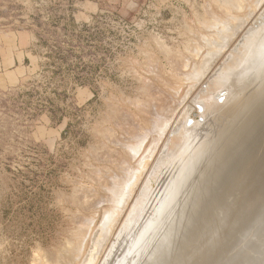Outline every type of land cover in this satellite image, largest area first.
<instances>
[{
  "label": "rangeland",
  "instance_id": "1",
  "mask_svg": "<svg viewBox=\"0 0 264 264\" xmlns=\"http://www.w3.org/2000/svg\"><path fill=\"white\" fill-rule=\"evenodd\" d=\"M261 10L264 0H0V264H101L136 196L152 189L155 174L164 177L166 148L180 145L186 124L202 122L201 94L241 51ZM223 87L216 91L226 95ZM201 165L206 179L212 164ZM114 178L127 195L97 246L120 187ZM193 193L172 229L207 210L197 191L191 203ZM181 246L177 240L169 252Z\"/></svg>",
  "mask_w": 264,
  "mask_h": 264
},
{
  "label": "bare ground",
  "instance_id": "2",
  "mask_svg": "<svg viewBox=\"0 0 264 264\" xmlns=\"http://www.w3.org/2000/svg\"><path fill=\"white\" fill-rule=\"evenodd\" d=\"M263 12L264 11L261 10L260 13L262 14ZM219 15L217 14L216 16ZM237 19H235L236 21H232L237 22ZM230 22L231 20L229 21V23H227L230 24ZM258 22L259 24L257 27H254L256 24L253 26L254 28L249 26L253 30L251 29L252 31H249L251 34L249 37L246 38V36H244V38L247 40H245L246 43L244 45L241 43V51L239 53H237V51V55L234 52L232 53L236 56L234 55V58L233 56H230V60H232L231 62H228L229 60L227 56L226 59L228 60V64H225L226 60L223 61L225 67H221L222 72H220L219 75H216L218 72L216 70L215 71L217 73L213 71L216 75L213 76H218L217 78H215V80L218 81L214 82L215 80H213L211 84L208 85L210 87H208L209 90L207 91V94H201L203 96L202 101L204 103V106L202 107L204 108H201V106L199 105L197 106L196 111H200L201 113L204 112L203 117L205 116V119L202 117L203 119L201 120L202 122L204 120L205 123H203L205 124L206 128L203 126V123L201 121L200 126H203L205 129L209 128V134H207L208 132L204 128L202 129L201 127H199V122L198 126L195 124L197 120H195L196 122L194 121L195 123H191V121L188 120L187 122L191 123L192 126L189 127V124H186V128V125L184 126V128H181V125H183V121H181L182 124L180 123V121L177 122L181 124L180 127H178L182 130L180 129L181 131L178 135L179 138H177L179 139L178 142L174 143H178L180 145H176L175 149L172 151L173 154L171 153L172 146L169 149L166 148V150H170L171 156L168 152L169 154H162V157L163 155H169V158H166L167 160L170 159V161L168 160L169 162L166 161L165 163V159H163L165 163L164 166L162 165L163 161L160 157L162 164L161 166L160 164H158V166L160 167V171L161 167L164 166V168L162 167V173H164V177H157L158 173L157 176H155L156 174L154 172L153 173L155 175L152 172L149 174V176L154 175V177H152L158 181H160V177H162L160 183H158L151 177L149 178H151L152 181L154 180L155 182H157L155 183L157 184V186L153 184L154 181L152 182V185L156 186L155 189L152 185V189H149L148 186H150V184L148 185L147 182L144 183V185L147 184L146 186L148 188L146 186L143 187H146L149 190L146 192H144L145 189L141 191V194L144 195L141 197L142 199L140 198V196H136L141 200L135 201L137 198L134 199V203L132 204H135V202L138 203L135 204V206L133 205L134 207H132L131 209L133 210L132 212H130L131 214L127 213L130 217H128L129 219L127 218L128 222L126 221V224L124 223L125 220H123L122 224L125 226L123 228L122 225V229H124L123 232L121 231L122 233L120 235H118L119 233L116 234V236L118 235V239L117 241H114L112 243V245L110 246V251L106 253L105 260H103L101 264H205L210 258L214 260L218 257V250L223 249L228 245L226 244V241L228 240L227 234L235 227V225L245 213H248L251 209L254 208L255 205H257L258 194L254 195L252 193V190L258 186V184L262 181L261 178L264 176V15L261 16L260 19L258 18ZM224 27L221 26L222 29ZM228 28L229 26L227 27V30H225L226 33H228L229 31ZM232 31L230 32L233 33ZM249 32L247 31V35L249 34ZM226 35L229 36V34ZM217 38L218 37H216V39ZM219 39H217L218 43L223 40L221 38L222 40H220L219 42ZM224 41L222 43H224ZM216 45L221 46V44ZM207 48H209V46ZM217 48L215 50H217L218 52L219 48ZM210 54L212 55L213 53ZM203 57L205 56L203 55ZM211 57H213V55ZM206 58L209 59V56L205 57V60ZM203 60L201 59L200 62L204 63L205 61ZM207 62H209V60ZM206 65L207 64L203 65L202 67L201 65H199V68H203ZM199 68H196L197 71L194 70L196 71L195 74L200 72ZM221 68L219 67L218 69ZM193 74L194 72L192 73V75ZM210 76L213 79L212 74ZM208 79H210V77ZM206 83L204 85H207ZM226 86L229 88V91L227 90L226 95V92H224L226 90H217L221 91L222 93L224 92V101H215V98L212 97V95H214V91H216V89L219 87L225 88ZM206 87L207 86H205V88ZM204 91L205 90H203V93ZM194 98L195 97H193V100ZM222 98L221 100H223ZM195 100L197 101L198 99ZM217 100L219 101V99ZM199 101H201V99ZM198 108H201L204 111H201ZM186 109L188 112L189 108ZM183 112L184 114L186 113V111ZM184 117L182 114L181 118ZM160 128L159 130L161 132L162 130ZM175 128L176 130H178L176 126ZM175 132L174 134H176L178 131L176 133ZM174 134L172 135L174 136ZM172 135H169L170 139L176 137V135L174 137ZM217 136L220 137L218 138ZM154 140L152 141L154 142ZM168 140L169 138L167 139V141ZM255 140L256 143L253 146L254 148L252 147L253 149H251V153L248 151V154L238 162V158H240V156L247 151V149ZM258 140L260 141L257 145ZM139 143L140 142H138V146ZM167 144L168 146L171 145L169 143ZM133 149L132 151L134 152ZM236 161L237 163H235ZM202 162L209 165L212 164L211 172L206 179H204L202 175L200 176V174L197 175V172L200 173L201 169L204 168L202 166H205L201 165L203 164ZM200 165L202 167L201 169ZM209 165L205 166L206 168L204 169V171L208 170ZM233 165L235 167L232 169ZM159 167H156L157 171L155 172H159ZM133 168H131L132 170L130 169L131 172H129V175L131 173L133 174V172L135 171V169ZM201 174L203 173L201 172ZM196 175L202 178H196ZM123 176L124 174H122V177ZM130 177L131 175L128 177V181L132 178ZM120 179H118L120 182L117 179L115 180V182L114 180L112 181L114 182L112 184L117 183L116 181L120 183V187L117 186L118 183L115 184L117 188H119L117 189L116 193L111 186V188L109 187L111 192L108 193L111 194L113 190L115 194L113 195V202L110 203L111 205L109 206V208L107 207L108 209L105 210V214L103 213V222L101 221L102 224H100L102 225L100 226V228L102 227V236H100L96 241L95 245L97 246H102V243L106 242L107 237H104V235L107 234L110 228H112L115 222L116 214L126 198L127 186H122L121 183L123 182H121ZM146 179L144 180L146 181ZM193 181H198V184H196L195 182L193 183ZM124 182L126 184V180ZM191 183H193L194 185ZM190 185L196 187L197 190L193 186H191L194 188V190L197 191V194L199 193L200 196L208 199L207 210L203 212V214L198 219H196L195 216L191 217L190 219L188 218L185 226H182L181 221L178 219L176 227L172 229L176 217L180 215L177 214L178 211L176 212V210H178L177 208H180L181 206V209H183L182 205H185L187 202H189L187 201L189 200L188 198L192 197H189V195H191L194 190H190ZM199 185L201 186V189L198 191ZM188 190H190V192H193L189 194ZM196 191L194 193H196ZM194 193V199L193 201H191V203L193 202V205L201 198H197ZM111 197L112 194L110 196V200ZM184 207L186 208L187 205ZM191 210H193V208ZM190 215L193 214L191 213ZM192 222L193 225L190 227ZM174 234L176 237H173L172 242H175L169 244V239ZM179 236H181V238H178ZM236 237L237 236L228 241L232 242L236 239ZM177 240H179V243L181 242V248L175 253H170L169 249L176 243Z\"/></svg>",
  "mask_w": 264,
  "mask_h": 264
},
{
  "label": "water",
  "instance_id": "3",
  "mask_svg": "<svg viewBox=\"0 0 264 264\" xmlns=\"http://www.w3.org/2000/svg\"><path fill=\"white\" fill-rule=\"evenodd\" d=\"M255 143L256 140L238 158V162L248 154V151H252ZM234 167L233 165L232 169ZM261 180L258 186L252 190L254 195L258 194L257 205L245 213L227 234L228 240L237 236L236 239L232 242L227 240L226 244L228 245L218 250V257L214 260L210 258L205 264H264V176Z\"/></svg>",
  "mask_w": 264,
  "mask_h": 264
}]
</instances>
